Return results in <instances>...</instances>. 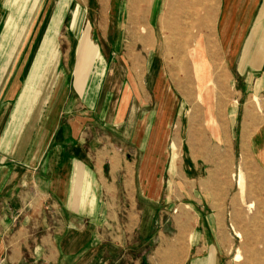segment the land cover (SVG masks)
Listing matches in <instances>:
<instances>
[{
	"label": "crops",
	"instance_id": "0c3cea01",
	"mask_svg": "<svg viewBox=\"0 0 264 264\" xmlns=\"http://www.w3.org/2000/svg\"><path fill=\"white\" fill-rule=\"evenodd\" d=\"M52 2L40 0L28 40L47 21L50 13L47 10L53 8ZM79 2L74 5L69 22V30L73 34V29L82 22L79 15L81 9L102 7L115 9L116 22H119L122 10H129L126 12L129 23L137 27L149 25L154 29V24L161 19L163 39L179 38L174 36L177 31L170 25L182 22L179 19H185L186 12L195 19L193 24L205 26L199 27L202 41H207V38L212 41L215 31L225 66L215 64L211 51L207 58L223 68L220 72L225 73L226 83L217 81L220 91L204 103L209 104L214 98L218 106L225 104L226 131L220 135L226 139L222 140L221 146L225 143L232 152L236 147L241 153H253L262 169L261 175H244L241 190L244 194L240 192L239 199L241 247L243 251L246 248L264 249V244L251 245L250 237L246 244V231L256 234L252 240L258 241L263 240L261 234L264 232V156L260 153H264V126L258 108L259 101H264V0H110L109 5H103L102 0H88V4L85 0ZM72 6L71 1L67 9L72 10ZM55 13L49 18L50 24ZM65 19L66 15L61 24ZM0 21L2 24V18ZM153 31L148 36L135 35L132 39H154L150 34H154ZM169 32L173 36L167 37ZM3 33H0V40L4 38ZM28 47L29 44L23 52ZM14 48L5 55L0 65L1 105L12 104L21 89L19 85L25 65L20 70L19 60L16 66H12ZM79 56V62L72 70L75 72L72 82L75 96H67L68 89H72L65 79L69 70L67 65L61 69L59 76L60 96L57 100L64 94L62 103L56 113L45 118L36 144L30 150L29 146L26 148L22 159L30 137V133L25 135L26 138L24 136L29 120L26 122L23 113L18 116L23 111V99L17 98L7 121L0 146H5L15 128L17 134L13 137L17 136L16 147L11 151L21 160L0 166V264H219V259H223L222 244L229 246L231 243L227 241L228 213L224 201H228L234 187L227 179L212 173L222 160L220 149L212 148L207 140L201 141L200 145L194 143L189 133L183 136L185 120L181 113L178 116L176 112L178 102L171 107L166 119H136L131 144L140 146V161L130 159V155H123L112 145H102L100 126H106L109 98L107 96L100 102L99 88H96L98 82L93 75V64L98 61V53L84 48ZM18 71L20 76L13 82ZM39 71L40 65H34L31 72ZM35 82L38 79L31 80L29 77L24 93ZM68 98H71V107L66 108ZM158 102L156 99L155 106ZM75 105H84L83 109L89 111L79 112ZM100 105L103 106L101 111ZM125 105L121 104L119 118L124 117ZM173 118L179 128L174 135L169 131ZM39 119L40 115L32 122L31 136ZM53 120L54 129H50L49 125L46 127ZM211 134L214 137L219 135L217 126ZM173 136L181 150L174 168L168 147ZM45 139H49L47 145ZM22 143L24 145L18 148ZM27 157L32 162L26 160ZM77 164L83 167L84 173L75 179ZM28 173H31L29 183ZM166 174L178 194V209L169 214L157 208L159 230L147 236V218L151 214L146 208L139 207L138 190L141 192L140 201L157 205L162 201ZM145 176L151 177L152 181H147ZM153 183L154 188L148 193L146 188ZM80 185L82 188L78 187ZM237 203L235 201V205ZM251 211L254 217H249L246 225V213ZM165 215L170 216L171 226L176 230L169 248L163 229ZM50 218L56 221L50 222ZM151 240L159 242L153 255L140 253L141 245ZM256 256L248 263L264 264L263 254L258 252Z\"/></svg>",
	"mask_w": 264,
	"mask_h": 264
},
{
	"label": "rangeland",
	"instance_id": "374dc122",
	"mask_svg": "<svg viewBox=\"0 0 264 264\" xmlns=\"http://www.w3.org/2000/svg\"><path fill=\"white\" fill-rule=\"evenodd\" d=\"M42 1V0H41ZM45 1V0H44ZM49 1V0H46ZM53 8L47 10L50 12L47 21L44 25L38 27L33 37L31 31L34 26V15H36L37 7L40 0H0V16L3 14L2 24L0 21V33H3L4 38L0 40V65L5 60V55L14 48V60L12 66H16L20 60L22 67L25 65L24 72L22 73L21 84L18 94L12 104L0 103V144L2 142L5 130L7 128V121H9L17 98L23 99L22 112L26 115V122L29 120L28 129L24 136L30 133L29 140L26 143V147L22 152L23 154L28 148L36 144L39 130L44 126L45 118L53 113H56V109L59 108L62 103L64 94L59 97V76L62 74L60 71L63 67L69 66L68 72L65 74L67 84L72 87V82L75 80V72H72L74 67L79 62V52L81 50L90 49L98 53V61L94 63L93 75L97 83L96 88H99L98 94L100 95V102H103L105 97L108 104L106 105V126L101 125L100 134L102 136L101 144L112 145L117 151L123 155L128 154L130 159L139 160L142 156L140 146H132L131 140H133V133H135V123L137 118L144 117L152 121L166 119L171 107L178 102L177 114L181 113L184 117L183 136L191 134L194 143L199 145L201 141L207 140L212 148L220 149L222 154V160L217 168L212 169L214 176H220L228 180L229 184H234L233 191L229 194V199L226 202L227 209V226L228 232L227 241L229 246H225L224 243L222 253L223 259H219V264H250L249 260H252L253 256L257 253H261L264 256V249L255 250L247 248L243 251L242 239L237 237V232L241 233V201H240V186L238 185L239 175L242 173L247 176L261 175L262 169L257 162L255 155L247 151L232 152L224 143L221 144L224 139L221 132L226 130L225 121V104L217 105L216 99L213 98L211 102L204 103L220 91L221 88H217L216 82L223 84L226 83V76L222 71V67H217L225 63L221 55V49L219 41L215 34V31L211 39L207 38V41H202L200 38L202 35L199 32V27H205L204 25L193 24L191 14L185 13L186 17L180 18L183 20L176 26L170 25L172 29H175L174 36L179 38H166L163 39L164 34L161 32V19H158V23L154 24V29H151L149 25H130L129 19L126 16V12L129 10H122V16L118 17V21L114 20V8H90L89 10L83 8L80 10L81 24L73 29L74 34L69 29L71 28L69 22L72 17L74 5L80 3L81 0H52ZM72 1V10L67 9L69 2ZM88 4V0H85ZM110 0H102L103 5H109ZM60 5H59V3ZM59 5V7H58ZM5 6H7L5 8ZM45 9V8H44ZM43 9V10H44ZM144 11V9L142 10ZM204 12V10H202ZM56 12V13H55ZM52 24L50 19L53 14ZM66 15V21L61 24L63 16ZM21 18V19H20ZM122 20V22H120ZM179 22V21H178ZM73 28V27H72ZM4 29V31H3ZM179 29V30H178ZM154 30V31H153ZM148 31V32H147ZM154 39L137 41L132 39L137 36H148L149 32ZM38 32V33H37ZM203 33V31L201 30ZM69 34V35H68ZM167 34V33H166ZM173 33L167 34L169 37L173 36ZM200 34V35H199ZM27 35V36H26ZM26 37V39H25ZM25 39V40H24ZM29 44L28 50L24 53L23 50ZM206 45V47H205ZM213 54V61L215 64L208 60L209 52ZM199 52L205 60V70L203 75L195 74L194 63L198 58L195 53ZM175 64V66H173ZM34 65H40L39 72H31ZM180 65V66H179ZM191 67H189V66ZM32 67V68H31ZM180 67V72L178 69ZM171 69V71H170ZM31 70V71H30ZM30 71V73H29ZM13 82L17 81V76H20V71L15 73ZM30 79H38V82L32 86L29 85V90H26L27 82ZM206 80H209L210 84L207 85ZM19 81V78H18ZM100 81L102 83H100ZM15 83L12 84V86ZM167 86V87H166ZM199 87H203L202 97H199ZM25 95V96H24ZM19 96V97H18ZM68 97L75 96L74 89L72 87L68 89ZM66 97V96H65ZM1 98V95H0ZM69 99L66 100L65 107H71ZM156 99L159 100L158 106H155ZM187 101L191 103H187ZM259 101V100H258ZM1 102V99H0ZM56 102V103H55ZM65 103V100L64 102ZM125 103V114L123 119L118 117L121 104ZM56 104V105H55ZM258 108L260 110L259 115L262 116V125L264 126V101H259ZM45 106V107H44ZM82 106V107H81ZM79 112H88L89 110L83 109L84 105L74 106ZM87 107V106H86ZM97 107V106H96ZM103 106L100 105V111ZM156 108V110H155ZM27 110V111H26ZM97 111V110H96ZM155 111V112H154ZM40 119L32 133V122L35 119ZM22 117V116H21ZM172 119V116H171ZM123 120V121H122ZM122 121V122H121ZM121 122V123H120ZM208 122V124H206ZM50 129H54L55 121L49 122ZM116 125V127H114ZM215 126L219 129V137L212 136L211 132L215 130ZM97 128V127H96ZM179 128L175 118L171 120L169 131L171 134H176ZM168 132V131H167ZM17 134L16 129L12 130V137H10L4 147L0 146V166L7 163L16 162L19 157L17 154L12 153L11 148L16 147L15 136ZM29 136V135H27ZM26 138V136H25ZM223 140V141H222ZM46 139L44 140V142ZM49 139L46 141L48 144ZM41 144V142H38ZM20 144V143H19ZM24 144L18 145L21 148ZM168 147L171 156L173 157V166L179 156H181V150L179 142L174 139V136L169 140ZM137 150V151H136ZM125 159L124 156H122ZM20 159V160H21ZM18 160V161H20ZM29 162L32 159L28 158ZM126 160V159H125ZM28 162V161H25ZM174 168V167H173ZM148 171V170H147ZM150 171V170H149ZM84 173L83 167L77 164V176L80 177ZM170 176L171 173L169 172ZM85 175V174H84ZM31 173H28L27 182H31ZM2 174L0 173V178ZM167 178V174H166ZM145 179L152 181V178ZM168 181V183H167ZM170 178H167L164 185V191L162 195V201L157 205L145 204L140 201L141 192L138 190L139 207H144L150 212L151 217H148V229L146 234L153 235L159 230V218L156 212L159 210L167 211L169 214L176 212L177 198L176 189L170 184ZM155 183V180H153ZM154 183L149 184L146 189L148 193L154 188ZM29 186H27V189ZM82 188V185L78 186ZM138 187V186H137ZM86 186L83 185V189ZM164 200V201H163ZM237 201V205H235ZM252 205V204H251ZM250 205V207H252ZM233 212H235L233 214ZM254 212L250 214L246 213V225L249 222V217H254ZM56 220L50 218V222ZM171 218L165 215L163 219V229L167 236V243H172L170 239L176 235V230L171 226ZM248 228V227H246ZM249 235V236H248ZM252 232L246 231V244H248V237H250L249 243L264 244V232L261 234L263 240H252L254 237ZM226 239L224 238L225 242ZM158 241L151 240L146 241L141 245L140 253H145L146 256L153 255ZM112 251V250H110ZM239 257V258H237ZM257 257V256H256ZM254 259V258H253ZM146 264V263H144ZM253 264V263H251Z\"/></svg>",
	"mask_w": 264,
	"mask_h": 264
},
{
	"label": "bare ground",
	"instance_id": "6f19581e",
	"mask_svg": "<svg viewBox=\"0 0 264 264\" xmlns=\"http://www.w3.org/2000/svg\"><path fill=\"white\" fill-rule=\"evenodd\" d=\"M195 54L197 55V58L199 57L198 60H197V62L194 63V66H195V68H194L195 69V74L197 73L198 75H203L204 71H206L205 70V60H204V57L199 52H197ZM206 82H207V85L210 84L209 80H206ZM203 90H204L203 87H199V91H200L199 94L200 95H199L198 99L200 97H202ZM260 153L264 156V153L262 151ZM243 182H244V175L242 173H240L239 180H238V185L240 186V192L242 190ZM241 193H243V192H241ZM237 237L240 238V239H242V234H240V232H237ZM237 258H239V257H237Z\"/></svg>",
	"mask_w": 264,
	"mask_h": 264
}]
</instances>
